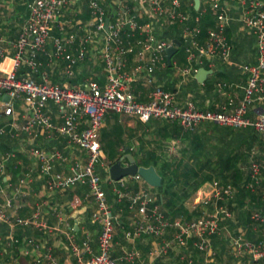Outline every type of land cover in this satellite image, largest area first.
Instances as JSON below:
<instances>
[{"label": "built area", "instance_id": "2783aa9c", "mask_svg": "<svg viewBox=\"0 0 264 264\" xmlns=\"http://www.w3.org/2000/svg\"><path fill=\"white\" fill-rule=\"evenodd\" d=\"M75 1L30 0L12 45L10 64L5 70L1 67L5 51L4 39L0 36V94L8 97L0 101V117H10L6 124L0 125V136L13 139L19 133H24L33 137L42 129L48 137H61L69 147L74 145L81 150V160L56 147L46 149L34 144L29 145L27 153L37 163L47 191L62 192L78 185L88 187L84 200L94 204L90 217L99 223L97 252L92 251L89 235L84 234L77 240L71 227L60 229L48 226L38 207L34 206L27 216H15L9 210L13 198L4 196L0 201L2 254H8V246L13 248L18 245L21 254H32L31 264H57L51 247L41 251L44 246L40 240L27 235L20 239L14 231L31 227L38 232L52 233L60 229L69 253L79 264H145L139 259L135 248L123 251L119 257L112 254L116 215L106 203L105 194L94 173V164L100 154L99 129L103 117L111 111L135 116L143 122L161 119L175 123L183 131H193L202 123L232 129L251 128L261 137L264 148V110L258 106L252 107L254 103L261 105L264 102V0H203V7L195 15L182 9L181 0H147L143 10L146 18L136 7L120 6L108 18L107 30L106 0H85L90 15L87 28H82L76 22L74 24L72 19L61 20L65 8ZM192 3L193 0H190L189 5ZM207 9L212 12L214 23L200 42L197 39L199 23ZM160 19L181 27V36L188 47L186 51H189L187 60L190 62L205 61L211 65L216 60L228 59L232 44L225 33L233 21L254 36L255 61L240 65L245 81L237 102L228 96L217 110L201 108L190 99L179 101L176 91L165 90L159 85L149 92L147 101L141 102L135 98L128 87L129 82L140 73H145L147 81L151 82L155 70L166 66L165 49L172 45V40L156 34L161 27L158 25ZM73 27L82 29L83 33L78 34L72 30ZM48 43L51 45L50 51L46 49ZM93 43L99 44V55L104 63L103 84L96 79H89L82 85L51 82L44 72L40 81L33 78L32 74L45 67L42 57L49 65L57 60L64 61L63 74L67 78L73 77L74 67L86 57V46ZM127 54L135 57L129 73L125 71ZM21 66L28 70L24 75L17 74ZM195 71L196 67L192 65L179 68L182 75ZM216 86L223 88L226 83L217 82ZM17 100H21L23 106L21 113L14 116L13 103ZM50 106L57 108L60 123L51 117ZM249 109L253 111V116L248 115ZM17 116H21L22 120L17 121ZM172 149L173 146L170 147ZM15 155V151L10 150L0 158V177L4 164ZM64 164H68L67 172L55 169ZM133 177L141 178L138 174ZM24 183L25 179L19 178L17 186ZM122 186L124 184L119 181L114 192L116 201L126 202L129 214L130 229L125 232V237L131 241L141 236L153 238L148 251L153 260L170 251H177L182 264H193L194 257L182 253L192 247L201 254L198 264H209L210 259L216 256L211 239L226 232V221H234L230 206L235 204L238 187L230 182L211 181L198 206L203 207L201 214L190 219L167 217L154 195L144 189L122 190ZM243 187L249 193L259 195L264 202V158L250 160L248 178ZM14 189L15 194L18 190L17 187ZM3 193L4 185L0 182V195ZM80 204V199L73 198V206ZM243 210L248 212L250 220L263 226L261 237L249 239L242 233L229 234L225 239L229 254L233 258L245 257L244 264H264V213L247 202ZM54 215L58 224L65 220L60 210H54ZM2 226L7 228L6 234H2ZM2 264H19V261L12 256Z\"/></svg>", "mask_w": 264, "mask_h": 264}, {"label": "crops", "instance_id": "0c3cea01", "mask_svg": "<svg viewBox=\"0 0 264 264\" xmlns=\"http://www.w3.org/2000/svg\"><path fill=\"white\" fill-rule=\"evenodd\" d=\"M190 1V0H188ZM201 7H203V0H199ZM78 0L73 2L71 5L77 3ZM182 2V0H181ZM109 3L116 10L120 6H128L133 8L134 6L124 5L119 0H109ZM108 3V4H109ZM190 2L185 3L182 2V6L188 8ZM74 17L72 20L78 18L79 13H74ZM24 20L23 12H19V8L17 5L12 2V0H0V36L3 37V47L5 51V58L1 64L2 69L4 70L10 64V59L13 51V42L15 41L19 28L13 31V27L22 23ZM87 23V22H86ZM236 25V26H235ZM235 25L232 22L231 25L226 29V38L232 44V50L228 59L226 60H216L213 64L208 65L205 61L203 62H194L188 61V52L186 48L185 51H181V53L174 57L172 60V69L168 70L165 67H158L153 74V81L148 82L145 76V73L138 74L132 81L129 82L128 87L132 91L133 95L138 101L145 102L148 100L149 92L156 86L159 85L165 90L176 91L177 97L179 101H184L186 99L192 100L197 106L201 108H207L211 110H217L227 100V97H232L235 102L241 98L242 95V86L244 85L245 77L241 72L240 65L242 63H251L255 61V51L254 47L247 44L242 39V36L245 32L241 29V26L238 22L235 21ZM72 30H76L78 34H82L83 31L80 28L73 27ZM242 35V36H241ZM87 47L86 57L82 62H79L74 67V75L71 78L65 77L63 74L64 61L57 60L51 65L46 63L44 57H42L41 61L44 62V66L46 68L45 75L48 80L51 82L64 83L68 80H73L76 82H72L74 84L82 85L89 79H96L100 84H103L105 77L104 63L103 59L99 55L98 45L96 47L95 44H92V47ZM47 51L51 50V45L48 43L46 45ZM73 50V49H72ZM71 50V51H72ZM90 50V51H89ZM93 50V51H91ZM126 58V66L125 71L130 72L135 61V57L133 54H127ZM172 58V56H171ZM202 64H205V69L211 70L210 74H207L206 78L202 83L197 82L194 78V73H189L187 75H182L179 72V68L192 65L195 66L196 69L199 67H203ZM28 70L21 66L17 71V74L24 75ZM179 72V73H177ZM35 75V74H34ZM33 75V76H34ZM39 78V77H38ZM41 79V75L40 78ZM217 82H225L226 86L223 88H219L216 86ZM0 101H3V94H0ZM22 101L17 100L13 103V115L15 116L17 113H21L22 110ZM258 106L264 110V102L261 105L254 103L252 107ZM50 114L53 120L57 123L61 122V119L57 116V109L53 106H50ZM248 115L253 116V111L249 109ZM3 118V124H6L9 120V116H1L0 119ZM17 121H21V116H17ZM1 124V125H3ZM237 129H232L228 127H222L216 124L211 123H202L198 125L193 131H183L178 125L175 123L168 122L166 120L161 119H150L147 122H143L139 120L137 117L132 115H123L115 112H107L103 117L102 126L99 129V142H100V153L105 154V159L107 163V167L111 164V159H118L124 154H130L136 161L138 165L148 166L153 165L149 164L151 158H155L158 163L163 162L164 160L170 159L176 151V146L181 144V141L184 139H188V145H192L193 149L191 151L196 152L198 150H202L203 154L208 155L210 160H215L217 158V152L223 146H226L228 143V147H237L240 144V148L243 146V140L241 138H237L236 136L242 137L243 134L238 135ZM253 132V131H251ZM246 137V134L244 133ZM257 139L261 141L259 147H252V152L256 154L255 159H263L264 158V148L263 142L259 134H256ZM234 139V140H233ZM247 141V140H246ZM175 143V144H174ZM30 144L42 146L44 148H52L56 147L60 149L62 152L66 154H73L76 159H82V152L79 150H73L72 147H69L65 144L64 140L60 137H48L46 132L42 129L38 130L37 133L33 137H28L24 133H19L16 138L10 139L7 136H0V153L1 150H4V153L14 150L16 155V163L12 161H7L4 164V170L2 175V180L4 181V190L14 191V186L18 183L19 178H24L27 187L21 189V194L29 193V202L20 198L17 199L18 205L12 204L10 212L15 216H27L32 211L31 206H33L34 202L41 201L44 202V208L42 211V219L47 223L48 226L59 227L63 229L64 227H71L72 232L77 231L78 233H74L77 240H80L84 237V234L89 235L90 245L93 252H97V236L99 233V223L95 220H92L90 215L92 210L94 209V204L92 202H87L84 200L85 189L83 185H78L74 188L67 189L62 192H49L45 189L44 181L39 174L37 164L34 159H29L30 164L35 163V168L33 166L27 165L26 158L28 157L26 154V147ZM173 146V149L170 150V147ZM244 147V146H243ZM49 148V149H50ZM176 148V149H175ZM219 148V149H218ZM252 153V155H253ZM169 156V157H168ZM254 156V155H253ZM104 157V156H103ZM13 158V159H14ZM183 158V159H182ZM25 160V161H24ZM27 160V161H28ZM169 162L171 160H168ZM186 161V158L181 154H178L176 157V161L174 165H182ZM172 162V161H171ZM170 162V163H171ZM12 163V164H11ZM122 164H127V160L123 159ZM154 166V165H153ZM242 167V165H240ZM55 169H62L64 172L68 171V164L58 165ZM109 176V175H108ZM110 178V177H109ZM248 176L246 177V179ZM245 179V180H246ZM218 181H223L219 179H213ZM212 180V181H213ZM111 179L107 180V184L110 185ZM121 181L124 186L127 187L126 190L135 191L134 187L138 189H144L151 193L145 185V182L140 178L136 179L133 176L123 177ZM119 181H113L114 186L111 188L112 190L119 184ZM230 182V181H225ZM243 181H241L242 184ZM211 183V182H209ZM209 183L203 185L199 190H203L201 196L204 195L205 191H207L209 187ZM231 183V182H230ZM10 184V185H8ZM149 186V185H148ZM207 188V189H206ZM16 194V193H15ZM106 195V194H105ZM250 195H254L257 199L260 200L259 195L249 193L248 196L243 198V202L250 203L254 205L253 198L251 199ZM20 196V195H19ZM155 196V195H154ZM236 198L238 197V191L236 193ZM78 198L81 201L79 206H73L72 200L73 198ZM4 199V196L0 195V201ZM116 199V198H115ZM19 200V201H18ZM109 201H113V195L110 193L106 195V203L108 206L111 204ZM124 202V200H121ZM120 201V203H121ZM261 201V200H260ZM122 202V203H123ZM237 201L234 199V203ZM263 202V201H261ZM264 203V202H263ZM27 204V206H26ZM31 205L30 208L28 205ZM82 206H85V210L81 213H78L76 217L72 221H69L70 214L75 209H78ZM186 206V205H185ZM197 206H192V209H195ZM187 207V206H186ZM233 207V205H232ZM236 207V206H234ZM90 208V209H89ZM110 208V206H109ZM89 209V210H88ZM189 209V207H187ZM191 209V210H192ZM54 210H60L62 214L65 216V220L58 224V221L54 215ZM190 210V209H189ZM264 213V209H261ZM88 212L87 216H84V213ZM113 213L116 215V224H121V241L119 242V247L115 250L116 245V231L114 233L113 238V248L112 254L115 257H119L122 255V252L128 250L130 248H135L139 253V259L143 260L145 264H182L179 259L177 251H170L168 254L163 257L152 259L148 255V251L151 248L154 239L148 236H141L136 238L135 240H127L125 237V232L130 229L129 224V214L126 209V203L121 207L115 208L112 207ZM70 213V214H69ZM233 213V212H232ZM237 213H233L234 221L229 220L226 221V232L220 235V237H214L211 239V245L213 249L216 251V254L221 256L223 241L229 234L235 235L237 233H242L245 237L249 239H255L261 237V230L263 226L250 220L249 214L245 210L243 211V220L240 221L236 216ZM118 217L128 218V221L118 223ZM124 219V220H125ZM75 226L77 228H75ZM116 227V226H115ZM60 229L53 230L52 233L44 232V235L34 236L31 233L25 235H31L35 237L37 240H40L44 248L41 251L45 250L46 247H51L53 255L58 260L60 259V251L62 252L63 264H79L74 257L71 256L67 249L66 241L60 232ZM17 230V229H16ZM15 230V231H16ZM21 231H24L20 229ZM14 231V233H15ZM16 234V233H15ZM17 236V234H16ZM223 246V247H222ZM222 249V250H221ZM15 250L16 254H13L12 251ZM171 253H174L175 256H170ZM199 253V252H198ZM226 253V252H225ZM21 253L19 252L18 245L13 247L12 250L8 249V254L5 256V260L9 259L12 256L17 257V255ZM200 254V253H199ZM24 255V254H22ZM172 255V254H171ZM231 256V255H230ZM217 257V256H216ZM215 257V259H216ZM200 256H197L194 259L197 261L201 260ZM214 258V257H213ZM211 258V259H213ZM223 258V255L221 256ZM245 257H240L243 262H245ZM210 263H216L215 261H211ZM21 260H24L21 258ZM27 260V259H26ZM230 260L233 261V257L228 258L223 261V264L231 263ZM247 260V259H246ZM28 261V260H27ZM20 263V262H19ZM28 263H31L29 260ZM219 263V262H218ZM122 264H125L124 262ZM198 264V263H197ZM235 264V262H234Z\"/></svg>", "mask_w": 264, "mask_h": 264}, {"label": "trees", "instance_id": "16d2710c", "mask_svg": "<svg viewBox=\"0 0 264 264\" xmlns=\"http://www.w3.org/2000/svg\"><path fill=\"white\" fill-rule=\"evenodd\" d=\"M30 0H12L14 4L17 5V8H19V12H23L24 18L26 16L27 12V4ZM85 1V0H84ZM109 3V0H106L104 8H105V14L107 18H111L113 16L115 9L112 7ZM182 9L189 13L190 15H195L200 9L201 5L198 8L197 11L193 8V3L188 8ZM90 18L88 9L85 10V16L82 18L83 20ZM87 19V20H88ZM214 23V17L212 15V12L207 9V11L201 16L199 27H200V33L197 36V39L201 42L203 38L206 35V31L208 28L213 26ZM189 25H192L191 22H188ZM162 27V26H161ZM170 29H173L174 32H180L181 33V27L175 25V23L169 24L167 29H162V32L159 33L156 31V34L162 38L167 37V32H169ZM177 39L180 41L179 47H181L182 44H184V39L182 36H174L171 38V40ZM186 45V43H185ZM179 48H177V51ZM176 51V52H177ZM175 52V53H176ZM175 53L173 55H175ZM172 55V56H173ZM174 57V56H173ZM172 66V58H171V65ZM203 67H205V64H202ZM166 67H168L166 63ZM46 72L45 67H41L38 72L34 75L32 74L33 78L36 81H40V75L41 73ZM19 75V74H18ZM39 77V78H38ZM76 82L73 80H68L64 83H72ZM238 135L243 134L242 137L236 136L237 138H241L243 140V146L240 148V144L237 147H231L229 148L228 144L226 146H223L221 149L217 152V158L215 160H210L209 156L202 153V150H198L196 152L191 151L193 149L192 145H188V139L182 140L181 144L176 146V151L172 157H170L169 160H164L163 162L158 163V161L155 158H151L149 161V164H153L156 172L161 177V185L159 187H155V197L156 201L161 204L162 209L164 211V214L167 217L175 218V217H182L184 219H190L196 216H199L201 214V210L203 207H197L195 209H192L191 212L187 209V207L184 204V201L191 196L192 190H199L203 185L211 182L213 179H219L225 181H230L232 184L236 185L238 187V197L235 200L237 201V204L230 206V209L233 213H237L236 216L240 221L243 220V207L245 205V202H243V198L245 196L249 195V192L244 189L243 184L248 176V165L250 160L255 159L254 157L256 154L252 152V147L256 146L259 147L261 141L257 139L256 132L253 130L248 129H237L236 130ZM253 131V132H251ZM244 133L246 134V137L244 136ZM234 140V139H233ZM247 140V141H246ZM175 144V143H174ZM253 153V155H252ZM178 154H181L183 157L186 158V161L181 165L180 170L178 169V164L174 165V162L176 161V157ZM183 159V158H182ZM116 159H111V163H113ZM242 165V167L240 166ZM2 176L0 177V182L3 184L4 181L2 180ZM241 181L242 184H241ZM122 190H126L127 187L121 188ZM137 187H134V190H136ZM251 199L253 198L254 205L259 208L260 210L264 209V203L261 202L259 199H257L254 195H250ZM116 196H113V201H109L111 204L110 209L112 211V207L118 208L121 207L123 204L125 205V201H116ZM123 202V203H122ZM236 206V207H234ZM262 211V210H261ZM113 212V211H112ZM70 214V213H69ZM73 229V228H72ZM8 232L7 228L2 226V234H6ZM74 233H78L77 231H73ZM17 236L21 239L22 237L26 236L25 234H32L34 236H41L44 235V232H38L36 229H33L31 227L24 229V231H21L20 229H17L15 231ZM31 236V235H27ZM9 250H12L13 248L8 246ZM63 251H60V259L58 260L59 264H63ZM13 254L15 253V250L12 251ZM23 258L24 260H21ZM17 259L20 262L19 264H31L28 263L29 260L32 259V254L28 255H17ZM28 261H27V260ZM199 261L197 259L193 258V264H197Z\"/></svg>", "mask_w": 264, "mask_h": 264}, {"label": "rangeland", "instance_id": "374dc122", "mask_svg": "<svg viewBox=\"0 0 264 264\" xmlns=\"http://www.w3.org/2000/svg\"><path fill=\"white\" fill-rule=\"evenodd\" d=\"M122 4H124V5H129V6H134V7H136V8H138V11H140V12H142L141 14H142V16H143V18H146V16L144 15L145 13L143 12V10H144V7L146 6V2H147V0H119ZM185 2V3H188V2H190V1H188V0H182V2ZM181 2V3H182ZM183 7V6H182ZM86 5H85V1L84 0H78V2L77 3H75V4H73V5H69V6H67L66 8H65V11H64V13H63V15H62V17H61V20H67V19H71V18H73L75 15H74V13H79V16H77L78 18H76V19H74V20H72V22L75 24V22L77 23V25H81V27L82 28H87V19L86 20H83L82 18L85 16V10H86ZM183 8H185V7H183ZM230 14L232 15V16H235V13L233 12V11H230ZM233 23H234V25H235V21H233ZM160 24V26H162V27H160V28H158L156 31H158L159 33H161L162 32V29L164 30V29H167L168 28V26H169V24H171V23H169L168 21H166V20H164V19H160L159 21H158V25ZM21 25V23L20 24H18V25H15L14 27H13V31H18V29L16 30V28L18 27L19 28V26ZM175 25H177V24H175ZM17 26V27H16ZM179 26V25H178ZM236 26V25H235ZM82 30V29H81ZM176 34H177V36H181V33L180 32H174V30L173 29H170L169 30V32H167V37H164L166 40H171V38H173L174 36H176ZM242 36V35H241ZM242 39L245 41V42H247V44L248 45H250V48H251V46H253L254 47V45H255V38H254V36L251 34V33H244L243 34V36H242ZM93 44H95L96 45V47H97V45H98V48H99V44L98 43H93ZM88 47H92V44H89L88 45ZM179 48V50L175 53V55H173L174 57H177L180 53H181V51H185L184 50V48H188L186 45H185V42H184V44H182L181 45V47H178ZM252 49V48H251ZM90 51V50H89ZM91 51H93V50H91ZM172 56V60H173V57ZM173 67L172 66H168V67H166L165 66V69H168V70H171ZM177 73H179V72H177ZM179 75H180V73H179ZM1 99V98H0ZM50 108V107H49ZM56 108V107H55ZM57 109V108H56ZM3 118H1L0 119V125L1 124H3ZM246 129H248V130H252L251 128H246ZM53 138V137H52ZM61 138V137H60ZM29 147V146H28ZM28 147H26V149L28 150ZM50 148V147H49ZM49 148H46V149H49ZM72 149L75 151V150H77L76 152H78L80 149L78 148V147H76V146H74V145H72ZM27 150H26V154H27V156H28V153H27ZM5 153H4V150H1V153H0V158L4 155ZM82 155H83V153H82ZM105 155H106V153L105 154H102V153H100L99 154V157H98V159H97V161L95 162V164H94V173L96 174V176L98 177V179H99V185H100V187H101V189L103 190V192H104V194H106V195H108L109 193H110V190H111V193H112V195L114 196L115 195V192H114V190H112L113 188V186L115 185L114 184V182L113 181H110V185H108L107 184V180L108 179H110L109 178V176H108V167H107V163H106V159H105ZM104 156V157H103ZM169 157V156H168ZM26 158V164L27 165H30V166H33L34 168H35V163L33 162V164H30V162H29V160H28V158L29 159H31L29 156L28 157H25ZM12 160H14V163H16V158H12L10 161H12ZM16 160V161H15ZM28 160V161H27ZM168 160H169V158H168ZM9 161V162H10ZM25 161V160H24ZM12 163H13V161H12ZM11 163V164H12ZM14 163L12 164V165H14ZM37 164V163H36ZM38 168V167H37ZM180 168H181V165H178V169L180 170ZM145 185H146V187L148 188V190L151 192V193H153L154 195H155V187H151V186H148L146 183H145ZM14 187H17V192H16V194H14V192H15V189H14V191L13 190H9V189H7V191H5L4 190V193H3V195H1V196H11L13 199H12V201H13V204L15 203V205H18V202H17V199H20V198H22V199H24V203H25V201H27V202H29V193L30 192H32V191H30V192H28V194L27 193H25V194H21V189H23V188H25V187H27L26 185H22V186H17V183L15 184V185H13ZM112 188V189H111ZM84 189H85V193H87L88 192V187L86 186V185H84ZM207 189V188H206ZM202 189L201 190H192V192H191V196L189 197V198H187L185 201H184V204L187 206V207H189V212H191V209H192V206L194 205V206H197V205H201V201H202V199H203V195L201 196V193H202ZM206 192V191H205ZM205 194V193H204ZM20 195V196H19ZM106 195H105V198H106ZM19 201V200H18ZM44 205H45V203L43 202H41V201H35L34 202V204H33V206H31L30 204L28 205V207L30 208V206L31 207H38L40 210L41 209H43L44 208ZM26 206H27V204H26ZM90 209V208H89ZM88 209V210H89ZM42 212V211H41ZM88 212L89 211H86L85 213H84V216H87L88 215ZM117 218H118V223H124V222H126V221H128V218L127 219H125V217H118L117 216ZM125 219V220H124ZM122 220L124 221V222H122ZM69 221H72L73 222V219H71V218H69ZM228 225V224H227ZM116 227V231H118L117 233H116V236H115V239H116V245H115V250H117L118 249V247H119V242L121 241V238H120V235H121V231H119V229L121 228V224H116L115 225ZM222 241H223V250H222V254H221V256L223 255V258H221V256L219 255H217L216 254V259H215V257L213 258V259H211V261H217L216 263H209V264H223L224 262L223 261H225V260H227L228 258H231V257H233V256H230V254H229V247H228V243H227V241L226 240H224V238H222ZM3 247V244H0V264H2V261H4L5 260V256L2 254V248ZM226 252V253H225ZM182 253H183V255H190V256H192V257H194V258H196L197 256H200V254L195 250V249H193L192 247H189V248H187L186 250H183L182 251ZM172 254V255H171ZM170 254V256H175V254L174 253H171ZM232 260H230L229 262H231ZM245 261V260H244ZM219 262V263H218ZM233 263L235 262V264H244V262L241 260V259H239V257L238 258H233V261H232Z\"/></svg>", "mask_w": 264, "mask_h": 264}, {"label": "water", "instance_id": "95a60500", "mask_svg": "<svg viewBox=\"0 0 264 264\" xmlns=\"http://www.w3.org/2000/svg\"><path fill=\"white\" fill-rule=\"evenodd\" d=\"M200 1L193 0V8L195 11L199 8ZM108 18H105V29L107 30ZM180 45V41L177 39L172 40V45L168 46L165 49V61L168 66L171 65V56L177 51V48ZM211 70L205 69L204 67H199L196 69L194 78L197 82L202 83L206 78L207 74H210ZM3 99H8L7 95H3ZM123 159L127 160V164L123 165ZM138 174L141 179L151 187H159L161 185V177L156 172L153 165L141 166L138 165L135 159L130 154H124L111 163L108 166V175L111 180L119 181L126 176H134ZM85 210V206H82L78 209H75L70 214V218H75L78 213H81ZM75 228H77L75 226Z\"/></svg>", "mask_w": 264, "mask_h": 264}]
</instances>
